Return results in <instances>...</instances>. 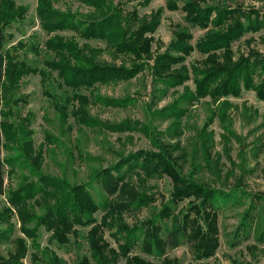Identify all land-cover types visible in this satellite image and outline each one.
<instances>
[{"label":"rangeland","instance_id":"1","mask_svg":"<svg viewBox=\"0 0 264 264\" xmlns=\"http://www.w3.org/2000/svg\"><path fill=\"white\" fill-rule=\"evenodd\" d=\"M12 1L26 12L8 28L5 49L29 67L47 71L44 62L52 57L46 50L48 39L56 33L64 37L73 33L47 34L37 17L38 0ZM175 1L179 6L203 2ZM204 1L238 9L244 18L252 12L264 14V0ZM55 6L82 14L89 11L72 0H59ZM166 6L167 0L125 6V11L136 8L140 17L161 11L159 26L151 36V58L132 80L80 92L88 98L89 125H78L71 116L78 106L75 100L67 106V117H61L57 106L64 105L72 93L58 86L56 73H51L45 85L38 74L24 76L12 89L10 101L2 104L1 111L8 112L4 122L10 126V139L2 148L0 260L16 253L18 240L27 248L22 264H80L85 259L89 264H264V101L252 91L215 101L183 98L195 90L197 72L209 66L206 55L195 48L207 31L187 23L183 11H170ZM179 31L192 35L195 48L184 62L187 80L163 90L151 68L154 58L167 51ZM78 42L90 48L105 47L100 41L78 38ZM252 54L264 56V30L233 43L227 57L236 63ZM123 58L113 60L107 52L101 55L114 65ZM129 154L150 158L126 177L139 193V208L118 221L105 220L101 207L107 197L94 176ZM50 178L84 189L100 207L93 214L94 223L70 224L68 231L62 230L66 242L51 238L53 232L36 220L22 225L16 212L6 213L10 208L7 197L25 187L34 188L35 195L23 211L42 217L45 203H55L49 198ZM206 191L209 197L204 203ZM1 216H9L8 221ZM186 217L191 221H184ZM177 223L183 224L186 236L177 247H165L160 255L145 251L143 230L155 224L165 239ZM23 226L34 230L36 238H27ZM127 230L139 231L140 238L122 254ZM200 230L208 232L205 236L210 233L215 246L207 258H196L192 249L191 241ZM92 238L101 246L100 253L91 249Z\"/></svg>","mask_w":264,"mask_h":264},{"label":"trees","instance_id":"2","mask_svg":"<svg viewBox=\"0 0 264 264\" xmlns=\"http://www.w3.org/2000/svg\"><path fill=\"white\" fill-rule=\"evenodd\" d=\"M59 0H38L36 13L41 27L47 34L56 32H72L70 37L60 36L57 33L46 42L47 52L52 54L44 62L47 71L29 67L24 61L13 57L5 49L9 39L8 28L18 19H22L25 8L16 5L12 0H0V196L4 195V162L2 148L7 142L10 126L6 120L8 112L1 111L2 104L10 101L12 89L19 84L24 76L38 74L43 85L51 73H56L58 86L71 91L72 98H67L65 104L57 106L62 118L67 117V106L76 101L75 111L71 116L78 125H89L90 119L85 109L88 98L80 93L82 90L92 91L96 87L126 82L134 79L145 67L151 58V37L160 23L161 11L140 17L138 11H125V6L133 3L148 5L149 0H72L89 9L86 14L60 10L55 4ZM189 1L179 6L175 0H167L170 11L181 10L185 13L187 23L194 28L206 30L203 39L196 43L199 53L206 55L207 68L201 69L195 80V90L186 92L183 98L191 102H199L209 98L211 101L227 96H239L243 91L255 92L264 101V56L252 54L236 63L227 55L233 43L240 41L245 35L258 33L264 30V14L252 12L245 18L238 9L220 8L207 5L204 0ZM205 3V4H203ZM175 39L170 43L167 51L154 58L151 68L155 82L164 85L163 90L183 85L187 80V69L184 62L195 50L192 46V35L186 31L174 34ZM78 38L85 41H100L105 44L103 49L90 48L87 43L80 45ZM103 52H107L113 60L120 57L123 62L111 64L101 59ZM224 55V56H223ZM221 58V62L218 59ZM125 60L128 61L125 64ZM128 63V65H127ZM179 65V66H178ZM177 66V67H175ZM196 75V74H195ZM72 105V104H71ZM150 158L144 154H129L120 158L112 166L96 173L94 179L100 184L105 196V204L101 209L105 220H120L123 215L134 213L139 208L140 196L138 191L127 182L126 177L136 167L146 165ZM126 167V168H124ZM49 198L55 199L54 205L45 203L46 212L40 217L23 211L28 207V201L35 195L34 188L25 187L11 192L7 197L10 206L6 210L8 215L16 212L22 225L36 220L47 231L53 232L51 238L59 242H66L62 230H69L70 224L86 226L95 222L93 214L100 209L88 198L82 188L69 186L63 180L49 179L47 182ZM202 197L204 203L208 200V192ZM13 215V214H12ZM8 221L9 216L4 218ZM189 220L187 217L184 221ZM193 220V219H192ZM120 227V226H119ZM119 229V228H118ZM117 229V231H119ZM207 230V229H206ZM129 234L124 238L125 243L120 246L122 254H126L129 247L140 238V233L127 230ZM27 238L35 239V231L22 228ZM208 233V232H207ZM205 233V234H207ZM120 235L122 233L119 232ZM145 240L142 245L147 253L160 255L165 247H177L185 238L183 224L168 231L163 239L160 230L155 224H150L147 230L142 231ZM197 231L193 252L196 258H207L214 253L213 239L210 233L205 236ZM198 242V244H197ZM91 249L100 253L101 246L92 238ZM16 253L9 259L0 260V264H22L21 259L27 250L26 245L16 240ZM19 244V246H18ZM80 264H89L85 259ZM138 264V263H136Z\"/></svg>","mask_w":264,"mask_h":264}]
</instances>
